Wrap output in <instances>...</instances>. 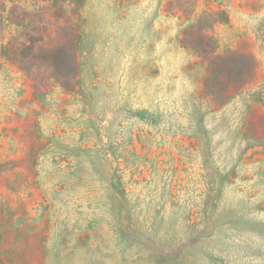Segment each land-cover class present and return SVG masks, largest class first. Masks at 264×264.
<instances>
[{
    "label": "rangeland",
    "instance_id": "1",
    "mask_svg": "<svg viewBox=\"0 0 264 264\" xmlns=\"http://www.w3.org/2000/svg\"><path fill=\"white\" fill-rule=\"evenodd\" d=\"M0 264H264V0H0Z\"/></svg>",
    "mask_w": 264,
    "mask_h": 264
}]
</instances>
